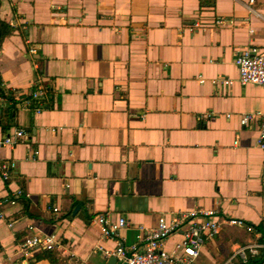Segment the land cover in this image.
<instances>
[{"label": "crops", "instance_id": "obj_1", "mask_svg": "<svg viewBox=\"0 0 264 264\" xmlns=\"http://www.w3.org/2000/svg\"><path fill=\"white\" fill-rule=\"evenodd\" d=\"M22 1L0 0V92L22 101L40 81L58 95L0 122V143L25 133L0 146L13 167L0 201L22 195L0 207V264H107L159 213L170 223L214 211L262 232L264 150L257 123L242 128L239 117L264 110V88L213 81L236 79L242 49L264 55V0ZM196 21L210 31L189 33ZM99 217L127 227L105 239ZM50 234L59 251L20 253L24 239ZM262 240L222 227L191 264H264L234 257Z\"/></svg>", "mask_w": 264, "mask_h": 264}, {"label": "built area", "instance_id": "obj_2", "mask_svg": "<svg viewBox=\"0 0 264 264\" xmlns=\"http://www.w3.org/2000/svg\"><path fill=\"white\" fill-rule=\"evenodd\" d=\"M20 2L23 1L20 0ZM248 3L252 4L253 0H249ZM8 25L10 28L17 27L15 20L8 21ZM215 25L223 26L224 22L217 21ZM187 31L195 34L210 30L196 21L191 27L187 28ZM253 34L252 31L249 32L250 36H253ZM26 44L28 45V55H36V49L32 45H29L28 41H26ZM233 66L236 70L235 80L221 76L213 81V83L225 88H230L234 84L240 86L253 85L264 88V55L259 53L256 48L248 47L242 49L235 56ZM39 69L40 65L34 63L33 70L39 71ZM49 95L56 97L58 92L44 82L38 81L32 83L29 86L27 98L22 101L15 100L12 108L18 111L40 113L41 105L47 100ZM4 105H6L5 102H0V107ZM254 123H257V146L264 150V110L239 117V125L242 128H247ZM24 137V131L18 130L14 133L13 139L6 138L0 143V146L13 147L20 143V140L24 139ZM34 158H36V154H34ZM12 170V165L7 166L0 162V179L3 182L9 181L12 176ZM21 196L19 191L16 192L11 199L0 201V207L5 204L11 207L15 206ZM53 212L56 213L57 210L54 209ZM2 218L3 215L0 213V219ZM97 223L100 226L102 237L105 239L118 238L120 231L127 227V223L123 218L118 219L115 223H109L106 218L99 217ZM9 227H11L10 224ZM222 227L241 228L247 233L263 239L259 243L237 249L234 252V257H238L244 262H253L257 259H261L264 262V227L262 232H259L250 226L244 225L242 221L219 216L214 211H194L181 214L170 223H167L164 213H159L154 230L146 232L143 227H138L136 243L126 249L119 242L114 252H106L104 255L106 258H116L118 264H191L198 257L204 244L207 241L213 240L219 234ZM29 229L31 230V228ZM176 234H181L180 243L176 244L170 252L165 251V242ZM60 247L61 244L57 235H31L19 245V251L22 255L28 256L34 251L56 252L60 250ZM127 255L128 257H126Z\"/></svg>", "mask_w": 264, "mask_h": 264}, {"label": "trees", "instance_id": "obj_3", "mask_svg": "<svg viewBox=\"0 0 264 264\" xmlns=\"http://www.w3.org/2000/svg\"><path fill=\"white\" fill-rule=\"evenodd\" d=\"M14 101H15V98L10 96L9 94L0 92V102H5L6 103V105L0 107V122L2 121L3 118L5 119V117H8L7 116L8 115L7 112H9V111L12 112L13 111L12 105H13ZM8 104H10V105H8ZM3 128H7V127L3 126Z\"/></svg>", "mask_w": 264, "mask_h": 264}, {"label": "water", "instance_id": "obj_4", "mask_svg": "<svg viewBox=\"0 0 264 264\" xmlns=\"http://www.w3.org/2000/svg\"><path fill=\"white\" fill-rule=\"evenodd\" d=\"M126 257H128V255ZM107 264H118V263L117 260L114 257H112L111 259H109ZM120 264H125V263H120Z\"/></svg>", "mask_w": 264, "mask_h": 264}]
</instances>
